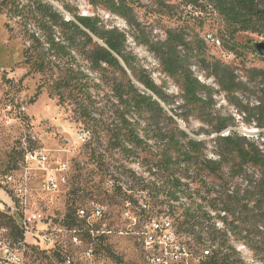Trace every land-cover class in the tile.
I'll return each instance as SVG.
<instances>
[{"label": "trees", "instance_id": "obj_1", "mask_svg": "<svg viewBox=\"0 0 264 264\" xmlns=\"http://www.w3.org/2000/svg\"><path fill=\"white\" fill-rule=\"evenodd\" d=\"M85 1L123 20L128 30L107 27L100 17L82 16L64 3L63 10L69 16L66 20L45 0H0V13L16 20L27 43L23 49L24 62L33 72L50 74L51 92L59 102L74 104L86 124L95 123L94 114H97L106 125L111 150L127 156L143 153L149 165L165 175L167 201L183 207L177 227L171 222L174 233L179 235L180 249L189 250V243L181 237L196 233L202 244L205 239L211 242L200 249L199 264H246L230 244V237L235 242L247 243L253 251L257 247L249 245L251 236L264 237V133L257 136L263 140L258 143L257 139L229 130L236 125V119L216 109L215 96L221 94L240 117L243 115L245 124L254 122L257 129H264V70L243 68L239 76L235 63L225 64L218 52L203 41L202 34L215 30V23L221 22L223 30L216 29V33L223 48L236 58L242 57L245 47H241L237 36L264 35V0H177L176 3L151 0L153 12L159 17L173 18L179 14L180 7L191 8L190 15L198 12L191 26L183 19V25L166 28L161 39L138 20L135 12L140 6L138 0ZM206 19L212 20L211 30L196 32L195 28L200 30ZM129 37L157 60L160 72L178 88L179 96L166 93L138 66V59L129 48ZM254 45L250 50L257 54ZM208 49L212 50L210 56ZM192 67L203 77L212 79L217 88L200 81ZM90 73L96 74L100 83ZM101 84L108 86L117 102L111 114H98L101 111L96 104L103 101L98 92ZM137 119L151 124L143 135L134 126ZM177 120L186 126L192 120L197 121L201 126L195 134L212 137L216 158H208L206 142L190 138L179 129ZM113 121L117 122L114 126ZM164 121L173 129L163 128ZM225 132L228 133L223 135ZM99 134L100 130L93 125L91 138H98ZM148 140L157 145L155 151ZM224 169L228 171L227 177ZM183 179L186 184H196L197 198L206 202L212 212L224 213L218 216L222 228L213 224L205 230L197 221L201 207L182 203L186 196L181 194L186 186ZM239 179L241 183L230 190L233 181ZM77 211L73 204L67 205L62 224L72 228L79 226L80 221L84 223ZM0 228L7 229L14 242L23 238L12 217L1 212ZM211 247L212 250L207 249Z\"/></svg>", "mask_w": 264, "mask_h": 264}, {"label": "rangeland", "instance_id": "obj_2", "mask_svg": "<svg viewBox=\"0 0 264 264\" xmlns=\"http://www.w3.org/2000/svg\"><path fill=\"white\" fill-rule=\"evenodd\" d=\"M45 1L61 12L66 20L68 15L63 10L64 3L75 8L82 16L100 17L107 27L116 26L119 29L128 30L123 20L109 15L100 7L94 8L88 5L85 0ZM169 1L177 2V0ZM138 3L140 6L135 8L138 20L159 39L162 38L166 28L183 25V19L187 20L191 26L193 19L198 17L195 13L190 15L192 11L190 8L181 7L179 14L173 18L159 17L153 12L151 0H138ZM211 22L212 20L206 19L200 30L195 28L196 32L211 30L209 29ZM215 24V30L210 32L217 34L216 29L223 30V24L218 21ZM263 37L264 35L250 33H241L237 36L241 47H245L243 56L238 55L233 65L239 69L236 72L239 76L242 75L243 71L240 69L243 68L264 70V59L250 50L255 43L263 42L260 40ZM128 39L129 48L138 59V66L145 69L153 82L161 86L166 93L179 96L178 88L160 72L157 60L144 47L136 46L130 37ZM25 45L27 43L22 37L16 20L8 17L6 13H0V173L22 169L24 147L44 149L52 160L67 163L68 170L62 175L64 181L57 192L40 191L36 179L30 185V191L27 194L29 208L31 212L39 214L42 219L37 224L38 228L43 229L50 223V228L55 229L53 233H67L58 235V239L64 249L72 255L75 264H88V261L82 256L83 247L72 244L69 233H89V228L95 231L93 233H128L101 239V243L96 247L101 261L104 264H147L141 239L137 233H159L154 230L155 226H152L151 220L154 219L156 224H164L168 227L166 217H171L169 222H172L176 228L177 219L183 207L179 203L167 201L165 175L151 167L143 153L127 156L108 147L109 135L106 132V125L97 114H94L97 119L95 123L90 121L86 124L79 116L74 104L69 101L59 102L57 96L51 92L53 78L50 74L33 72L24 62ZM208 54L212 55V50L208 49ZM193 72L200 81L217 88L212 83V79L203 77L196 67ZM91 76L96 83H100L96 74ZM134 84L139 90H144L138 83ZM98 92H100L99 98L103 100L96 104L97 109L101 111L98 114L103 112L111 114L117 103L112 92L105 84H101ZM215 99L216 109L221 114H229L236 119V125L229 130L257 139L258 143L263 141L257 136L264 133V129H257L254 122L250 125L245 124L243 115L240 117L236 110L224 101L221 94L216 95ZM133 120L135 118L131 121ZM116 124L117 122L113 121L112 125ZM93 125L100 130L98 138H91ZM134 126L139 134L143 135L149 130L151 124L143 119H137ZM161 126L173 129L165 121L161 123ZM177 126L190 138L205 141L206 156L216 158L212 152V137L195 134L201 126L197 121L192 120L186 126L182 121L177 120ZM83 133H86L84 142L81 140ZM148 144L155 151L157 145L154 141L148 140ZM224 175L228 176L227 169H224ZM254 176L257 177V173ZM207 179L210 181L211 177ZM183 182L187 183L185 179ZM240 183V179L234 180L230 190L235 189ZM119 187L121 191L118 190ZM196 188V184H186L182 188L184 190L181 194L186 195L182 203L187 206L201 207L197 221L205 227V230L210 229L213 224L215 227L222 228V220L218 216L222 217L224 213L212 212L206 202H200L196 196ZM12 194L8 188L0 186V200L10 203ZM200 195L203 196L202 193ZM72 204L76 209L83 210L87 216L96 209L101 211L102 216L90 218L84 223L80 221L79 226L68 228L62 224V218L67 205ZM7 212L15 213L13 209ZM13 216L12 219L17 223L18 215ZM172 223L171 229L168 227L164 233H174ZM178 237L179 235L176 234V238ZM183 238L181 237L182 241L189 243V250L181 255L184 258L181 263L199 264L202 260L200 249L203 244L210 246V239L209 241L205 239V243L202 244L196 233L194 236ZM250 239L252 240L249 241V245L257 247L256 251L251 250L247 243L235 242L231 237L230 244L246 264H264V237L253 235ZM27 241L33 243L30 238H27ZM25 259L28 264H62L59 253L55 251L47 253L32 247L25 253Z\"/></svg>", "mask_w": 264, "mask_h": 264}, {"label": "built area", "instance_id": "obj_3", "mask_svg": "<svg viewBox=\"0 0 264 264\" xmlns=\"http://www.w3.org/2000/svg\"><path fill=\"white\" fill-rule=\"evenodd\" d=\"M195 14H198V12ZM202 39L214 51L224 53L225 58L229 59L231 63L236 61L235 55L223 48L221 39L217 34L205 32L202 34ZM260 40L264 42V37ZM85 137L86 133H83L81 138L83 142ZM22 158L23 166L21 170L0 173V186L8 188L13 193L11 200L8 196L10 203L0 200V212L12 218H14V214L18 215L19 221H16V225L23 235L21 240L14 242L9 237V231L0 228V264H28L25 253L31 247L47 253L57 251L61 256L62 264H75L72 255L64 249L58 239V235L67 233H53L55 229L50 228V223L45 225L43 229H39L37 224L42 219L39 214L31 212L27 197L34 179L38 180L37 185L40 191L57 192L64 181L62 175L67 172L68 165L63 161L52 160L47 152L41 148L24 147ZM9 209H13L15 213H12L13 211L11 213L7 212ZM77 216L86 222L90 218H101L102 213L96 209L90 216H87L83 210H78ZM166 218V225L171 229V223L168 217ZM151 223L153 227L155 226L154 230L159 233H137L141 239V247L145 252L147 264H182L184 258L181 255L187 252L180 249L177 244L176 233H164L168 227H165L164 224H156L154 219L151 220ZM88 232L69 233L72 244L76 247H83L82 256L88 261V264H104L96 250V247L101 243V239L115 234H128L93 233L95 231L92 228H89ZM27 238L33 240V243H28ZM204 254H207V252H204Z\"/></svg>", "mask_w": 264, "mask_h": 264}, {"label": "water", "instance_id": "obj_4", "mask_svg": "<svg viewBox=\"0 0 264 264\" xmlns=\"http://www.w3.org/2000/svg\"><path fill=\"white\" fill-rule=\"evenodd\" d=\"M67 20H69V16ZM254 48L259 56H264V42L255 43Z\"/></svg>", "mask_w": 264, "mask_h": 264}, {"label": "bare ground", "instance_id": "obj_5", "mask_svg": "<svg viewBox=\"0 0 264 264\" xmlns=\"http://www.w3.org/2000/svg\"><path fill=\"white\" fill-rule=\"evenodd\" d=\"M229 53H232V52L229 51ZM218 54H219L221 60H222L225 64H231L230 60L227 59V58H225V54H224V53H222V52H218ZM232 54H233V53H232ZM233 55H234V54H233ZM191 69H192V71H194L195 67H192ZM199 80H200V79H199ZM227 133H228V132H227ZM227 133H225V135H226Z\"/></svg>", "mask_w": 264, "mask_h": 264}]
</instances>
